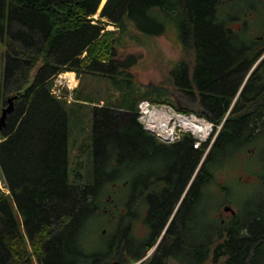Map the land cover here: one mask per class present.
I'll return each instance as SVG.
<instances>
[{"label":"trees","instance_id":"1","mask_svg":"<svg viewBox=\"0 0 264 264\" xmlns=\"http://www.w3.org/2000/svg\"><path fill=\"white\" fill-rule=\"evenodd\" d=\"M97 1L0 0V105L5 95L23 92L0 132V178L9 191L0 190V264H105L112 242L110 228L103 232L98 222L106 219L109 223L111 204L127 205L114 209L120 220L115 235L126 238L122 244L131 250L139 249L141 232L128 227H141L145 220L155 231L172 219L166 239L181 248L183 261L187 246L178 236L186 234L181 221L191 219L194 264H203L207 249L196 241L204 234L202 222L207 218L201 204L211 205L209 219L216 225L211 214L219 202L210 184L222 156L232 151L241 122L247 120V114L236 119V113L241 107L249 111L258 98L254 93L264 90V57L245 80L264 52V30L254 35L245 26L231 30L229 23L248 11L262 13L263 3L106 0L100 11L108 23L121 28L128 21L143 34L176 30L177 41L190 50L192 60L177 65L172 73L179 89L199 106L198 110L177 109L194 111L217 123L225 118L203 158L205 148H194L189 134L166 144L139 124L136 105L140 97L168 101L156 95L152 98L158 93L153 91L140 96L131 72L118 70L120 62L111 60L110 32L101 33L103 26L90 22ZM131 59L127 65L134 63ZM63 68L106 72L109 78L117 77L120 88L118 98L93 108L91 143L84 138L79 146V156L84 154L90 161L80 157L74 166L69 160V142L83 135V131L77 133L82 130L77 123L82 121L83 106L67 104L49 93L50 78ZM74 96L92 102L78 89ZM124 110L127 118L117 125ZM119 134H123L121 140ZM127 142L135 147L126 148ZM140 152L141 167L131 159ZM263 246L252 250L248 238L231 244L233 255L227 264H264Z\"/></svg>","mask_w":264,"mask_h":264},{"label":"flooded vegetation","instance_id":"2","mask_svg":"<svg viewBox=\"0 0 264 264\" xmlns=\"http://www.w3.org/2000/svg\"><path fill=\"white\" fill-rule=\"evenodd\" d=\"M101 1L98 0V4ZM260 2L264 5V0H260ZM249 7L254 9L253 5H247V8ZM262 16L263 12L248 11L245 17H242L245 18L244 21L236 22L229 28L231 30H241L243 26L246 29L250 28L249 21H253V23L259 21L260 24H264L261 22V19L264 21ZM263 57L264 52L253 63L251 72L259 66ZM241 89L237 93L238 95L242 91ZM192 94L195 97L199 95L195 92ZM254 94L258 98L254 100L250 110L247 111L248 108L241 107L240 111L236 113V119L243 118L247 114V120L245 122L244 119L240 124L232 151L225 153L221 158V181L218 182L221 195L216 207L217 211L211 214L216 225L212 226L213 224L209 219L211 205L208 202L201 204L202 210H205L204 216L207 218L202 222L204 234L197 236L196 241L202 242L204 248L207 249V257L203 264H208L209 260L213 264H227L228 259L233 255L231 244L240 243L246 238L251 239L252 250L257 251L259 244H264V90ZM6 99L7 97L2 101L0 109L3 107L2 105H5ZM231 163H234L232 180L230 179L231 172L228 169ZM228 181L233 182L234 199H231L228 193ZM239 183L244 184V187ZM126 206V204H111L110 208L107 209L108 221L111 224L109 232L112 242L109 251L106 253L105 264H194L195 234L191 219L186 220V222L181 221L182 228L186 224V234L178 236L180 242L186 243L187 246L185 261L179 258L183 254V252H179L181 248L173 247L166 239V233L172 219L155 231L146 225L145 220L141 221V227L140 225H135V228L131 229L128 227V230L132 232H141V244H138L139 249L135 250L129 249V246H123L122 243H125L126 238L115 235L118 229L116 228L117 222L120 220L116 218L117 213L114 212V209L123 210ZM190 211L192 208H189ZM118 214H125V212ZM102 230L105 232L106 228H102ZM214 230L216 233L210 235V232H215ZM261 250L264 253V246Z\"/></svg>","mask_w":264,"mask_h":264},{"label":"rangeland","instance_id":"3","mask_svg":"<svg viewBox=\"0 0 264 264\" xmlns=\"http://www.w3.org/2000/svg\"><path fill=\"white\" fill-rule=\"evenodd\" d=\"M102 2L105 3L106 0H102ZM236 3L237 4L234 5H238V1H236ZM101 8L102 7H100L91 16L90 20L92 23H96L103 26L101 33L110 32L111 37H109V39H111L112 42L111 60L120 62L121 68L118 70H123L124 72H131V80L136 82L137 86L139 87L140 96H143L145 92H149L151 94L152 91L158 92L153 93L154 97L152 98H155L156 95V97L159 96V100H166L175 104L176 106H188L198 110L197 102L193 100V97L188 95L183 90L179 89L180 87L177 86L178 84L175 81V77L172 73V69L177 65L182 64V62L188 61L189 59L192 60V53L190 52V50H187V47L186 49L182 48V46L177 41L178 39L176 36V30H164L161 34L157 35L143 34L140 31L136 30L132 23L128 21H125V23H123L120 28L115 24L108 23L105 17H99ZM260 8L263 12L262 17H264V5H262ZM248 10H252V8ZM244 20L245 18L235 17L234 20L229 23V26H233L236 24V22H241ZM261 22L264 21L261 19ZM249 24L250 28H247L246 30H253L252 33L254 35H258L262 31V28H264L262 27L264 26V24H260L259 21H255L254 23L253 21H249ZM131 56L134 57L135 61L131 65H127L128 63L132 62ZM114 73L115 70H112L111 74ZM106 75H108L106 72L97 73L95 71L87 70L78 73V76H80V84L77 88L78 93L81 96H88V99H91L92 102L87 101L86 99L82 100L85 103H80L83 106L81 107L83 116L82 121L77 123V127L82 128V130L79 129L77 133L79 135V133H81L80 131H83V135L78 137V139L77 136H75V139L72 138L69 142V160L72 162L71 166H74V162L80 160V157L82 158V160H86L84 154H81L79 156V146L84 138H86V143H91L90 135L91 124L93 122V108L95 106L105 105V101L107 99L113 100L120 96V93L118 92V90H120L119 84L116 82L117 77L109 78ZM118 78L123 77L118 76ZM157 89L158 91H156ZM114 94L115 96H113ZM141 98L143 99L145 97H140V99H138L137 101V104L141 100ZM66 103L70 104L68 102ZM202 108L203 107L201 105L199 109L201 110ZM120 112V116L116 119L117 125L125 122L124 120L125 118H127L126 116L128 114L126 110ZM74 135H76L75 132ZM119 136L121 140L123 134H119ZM117 137L118 136L116 135L115 138L117 139ZM126 144V148L135 147V145L131 144L130 142H127ZM128 152L130 154L131 151L129 150ZM131 159L136 160V165H139V167H141V152L138 153V155L133 153ZM87 161L90 160H86V162ZM233 165L234 163H231L228 167L231 172V180ZM228 174L229 171L227 172V177ZM219 181H221L220 167H218L215 172L214 182L210 184V190L216 193V195L218 196V202L219 196L221 195L220 186L218 184ZM239 184L244 187V184ZM227 185L229 187L228 193L230 194L231 199H234L233 182L228 181ZM0 190L5 194L9 192L7 187L5 186V182L2 177L0 178ZM216 211L217 209L212 212ZM98 223L99 225L101 224V229L110 228L109 223H107L106 219H101ZM207 263L213 264V262H211L210 260Z\"/></svg>","mask_w":264,"mask_h":264},{"label":"built area","instance_id":"4","mask_svg":"<svg viewBox=\"0 0 264 264\" xmlns=\"http://www.w3.org/2000/svg\"><path fill=\"white\" fill-rule=\"evenodd\" d=\"M77 84L78 78L74 71L62 70L52 77L50 92L57 98L70 101ZM137 119L146 131L160 141L170 143L179 140L184 134H190L194 139V148L206 146V149L222 124L194 112L178 111L168 103H154L149 100L139 102Z\"/></svg>","mask_w":264,"mask_h":264},{"label":"water","instance_id":"5","mask_svg":"<svg viewBox=\"0 0 264 264\" xmlns=\"http://www.w3.org/2000/svg\"><path fill=\"white\" fill-rule=\"evenodd\" d=\"M253 69V66L251 67V69L249 70L246 78L248 77V75L251 73V70ZM245 78V79H246ZM245 81V80H244ZM244 82L242 83V85L240 86V89L241 87L243 86ZM239 89V90H240ZM239 92V91H238ZM22 94V91L21 92H16V93H12L10 95L7 96V99H6V103L5 105H3V107L1 108V112H0V130H2L4 128V126L6 125L7 123V117H8V114L14 109V106H15V100L18 96H20ZM238 95V94H237ZM236 95V96H237ZM191 182V181H190ZM189 182V183H190ZM185 191L183 192V194L181 195L180 197V200L179 202L181 201L183 195H184ZM179 204V203H178Z\"/></svg>","mask_w":264,"mask_h":264},{"label":"bare ground","instance_id":"6","mask_svg":"<svg viewBox=\"0 0 264 264\" xmlns=\"http://www.w3.org/2000/svg\"><path fill=\"white\" fill-rule=\"evenodd\" d=\"M154 115H152V117H153Z\"/></svg>","mask_w":264,"mask_h":264},{"label":"crops","instance_id":"7","mask_svg":"<svg viewBox=\"0 0 264 264\" xmlns=\"http://www.w3.org/2000/svg\"><path fill=\"white\" fill-rule=\"evenodd\" d=\"M113 96H115V94Z\"/></svg>","mask_w":264,"mask_h":264}]
</instances>
